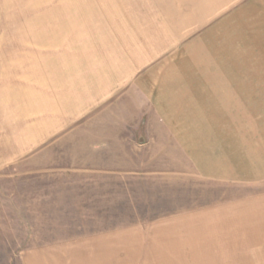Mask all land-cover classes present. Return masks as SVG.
I'll return each instance as SVG.
<instances>
[{
	"label": "rangeland",
	"instance_id": "rangeland-1",
	"mask_svg": "<svg viewBox=\"0 0 264 264\" xmlns=\"http://www.w3.org/2000/svg\"><path fill=\"white\" fill-rule=\"evenodd\" d=\"M149 1L0 0V264H264V106L219 121L181 89L247 60L264 84V25L172 46L150 36ZM157 81L176 96L158 101ZM159 113L210 119L170 123L203 160L236 131L237 182L172 147L120 146V133L159 135Z\"/></svg>",
	"mask_w": 264,
	"mask_h": 264
},
{
	"label": "crops",
	"instance_id": "crops-1",
	"mask_svg": "<svg viewBox=\"0 0 264 264\" xmlns=\"http://www.w3.org/2000/svg\"><path fill=\"white\" fill-rule=\"evenodd\" d=\"M149 3V9L152 12L150 16V25L152 26L150 28V36H159L158 38L156 37V41L170 42L173 43L172 46H175V44L179 42L192 40L205 41L207 36H212L210 40L220 43L225 41L228 42V40L236 41L235 29L238 24H245V26L248 25L250 27L255 25L258 26L260 24L264 25V22L257 21L259 20V16H261L259 11H264V0H150ZM243 17L245 18V22L244 20H239L244 19ZM153 26H158L159 29L156 27L153 28ZM232 35L235 36V38L232 39ZM223 54L225 53H221L220 57H222ZM226 54L228 55L229 53ZM231 56L233 57V55ZM246 57L248 58L249 56L247 55ZM247 62L245 61L244 63L245 66H247L245 68L248 69L242 70H237L236 68L223 69L218 66L219 64H217V62L214 66H207L203 69L199 68L203 70L202 72H199L202 73L203 76L196 77L198 81L182 82L183 86L181 89H183V100L194 99L192 103L193 105L204 107L213 105V111L215 112L214 114L219 117L216 120L219 121L227 122L243 120L238 119V115H243V113H245L247 116L254 114V112L257 111L256 108L246 109L244 112L239 108L243 106H264V84H253V82H250L251 78L252 80L254 79V75L256 74H254V72L263 68L260 66L254 67L252 60H250V62L247 60ZM183 70L186 71L182 73L188 74L190 72L189 69ZM190 73L198 72L194 71ZM221 75H230V80L232 78L233 81L222 83L218 80L220 79ZM212 79L214 81H212ZM156 84L159 86L157 89L160 90V93H157L158 101L166 98L167 96L175 97L177 93L172 92V90L175 91V89L179 88L177 83L173 84V88L171 89H168L167 86L163 87L162 85H170L169 82L165 83L157 81ZM167 90H171V92H167ZM191 114L192 115L182 114L180 116H176L175 114L159 113L157 116L154 115L152 118H154L155 121L164 123L162 127L165 129L159 131V135H149L148 137L142 136L143 138H141L138 137L135 132V135L132 137V139L129 135L123 136L122 133H120L121 135L119 134V144L121 147H123L133 143L135 147H142L141 152H147V149L144 148L150 146L157 148V150L163 146L172 147L169 151L166 150L165 152H176L186 155L187 159L189 160L188 164L192 165V169L198 171L217 170L220 171V174L223 173L222 171H225V175L229 176L230 180L237 182L239 152L237 142L238 136L236 131L232 132L230 130L229 132L231 134L233 133V135L230 137L231 140H224L216 143L215 145L217 146V149H213L212 155L208 156V158L205 157V160H203V157H200L199 154L204 153V151L207 153L206 149H204V147L199 144L198 141L190 142L188 130H179L170 124L173 122L210 120L205 119L206 117L201 119L200 116L203 115L200 113ZM244 120H249V118L247 117ZM144 138H147L148 140L146 141ZM205 148L210 147L207 145ZM161 151L162 150H160V152ZM258 158L260 159V156ZM186 167L189 166L186 165L182 166L181 168L183 169ZM124 168V170H131V168ZM132 170H138V167L135 165ZM124 174L138 175L135 172ZM236 213L249 212H244L241 210L236 211ZM173 222H175V218L164 217L158 221H155V224L148 226L147 229L148 232L156 234L165 233V227L168 224H173ZM126 232V229L117 231V233L120 235H124ZM98 237H101V235ZM104 237L106 236L103 234L101 238Z\"/></svg>",
	"mask_w": 264,
	"mask_h": 264
}]
</instances>
